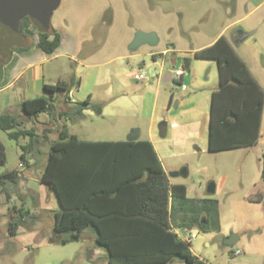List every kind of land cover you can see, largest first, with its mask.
<instances>
[{
	"label": "rangeland",
	"instance_id": "374dc122",
	"mask_svg": "<svg viewBox=\"0 0 264 264\" xmlns=\"http://www.w3.org/2000/svg\"><path fill=\"white\" fill-rule=\"evenodd\" d=\"M235 21L239 25L227 29V34L237 29L252 32L237 47L264 86V0L60 1L52 12L50 22L55 30L65 35L63 49L67 52L50 61L46 65L47 70L67 80L75 95L91 90L94 99L102 104L103 113L89 110L78 122L58 121L56 115L41 113L35 123H29L27 114L20 108L16 110L18 118L24 121L20 128L36 126L37 131L42 133L48 127L51 132L47 136L42 133L35 140V147L40 141V159L30 170L33 176L29 184L22 186L19 182L7 181L0 195V264H109L107 249L97 243L93 227H87L80 240L68 243L58 242L52 239V233H47V229L54 224L52 213L60 208V204L56 192L47 183L41 185L37 176L43 172L51 143L58 138L59 129L65 122L72 131L83 136L127 139L126 130L130 124L141 123L145 127L147 120L140 116L141 103L128 94L126 88L120 96L118 91L136 81L133 72L144 68L139 66L143 61L145 66L155 67L159 74L160 60H153L146 53L150 50L162 51L171 47V42L178 49L204 45ZM138 30H153L158 42L155 45L143 43L130 49L133 40L129 42V39L131 36L134 39ZM32 31L30 42L25 45L27 48L38 39V32L35 29ZM255 43L262 50L260 57L256 52L258 48L253 45ZM130 53L144 55L130 58ZM175 69L176 65L171 61L165 62V73ZM74 79H81L80 88L72 86ZM66 94L65 91H57L55 98H64ZM117 98L121 101L119 107L114 106ZM0 139L7 152L6 162L0 164L1 173L19 166L22 146L30 142V137L12 138L8 131L0 128ZM263 151L264 110L257 144L190 154L177 160V165L187 163L189 167L188 171L184 170V166L178 167V181L187 185L190 198L197 201L217 198L220 201L221 230H200L191 240L192 250L209 263L264 264V200L255 201L246 197L249 191L264 189L261 177ZM165 165L170 167L167 160ZM211 182L216 185L214 193L208 192ZM6 194H10L9 201L5 198ZM14 205L27 215L16 234L11 233V223L16 216ZM33 223H37L36 229L29 230L28 225ZM235 235L239 238L229 243ZM238 249L242 252L234 254ZM177 260L180 259L176 257L173 261Z\"/></svg>",
	"mask_w": 264,
	"mask_h": 264
},
{
	"label": "trees",
	"instance_id": "16d2710c",
	"mask_svg": "<svg viewBox=\"0 0 264 264\" xmlns=\"http://www.w3.org/2000/svg\"><path fill=\"white\" fill-rule=\"evenodd\" d=\"M20 26L28 36L35 29L38 45L47 53L54 52L61 43V33L53 26L49 32H42L29 16L21 20ZM25 49L28 48L14 46L11 55ZM195 56L216 59L219 64L221 88L213 96L209 149L222 151L256 144L264 88L224 35L197 50ZM10 57L0 64L1 68ZM185 64L189 66V58ZM71 89L64 81L45 84V94L24 100L23 110L31 117L55 115V93L65 91L69 99ZM216 95L221 98L220 106ZM86 109L99 113L103 110L102 104L89 96L73 103L71 119L83 118ZM21 125V120L9 113L0 116V128L10 137H30V142L22 146L21 157L25 159L26 151L34 147L39 135L34 128H20ZM6 160L5 145L0 140V164ZM261 161L264 180V152ZM16 173L9 171L0 178ZM41 181L56 192L61 206L55 211V231L63 235L58 242L78 241L87 227H93L97 243L107 249L109 264H211L194 254L191 241L181 238L175 228L220 231L219 200L197 201L188 196L186 184H171L149 139L84 140L63 126L58 139L51 143ZM248 198L262 201L264 193ZM17 213L11 223L12 234L27 219L22 210ZM176 257L180 260L173 261Z\"/></svg>",
	"mask_w": 264,
	"mask_h": 264
},
{
	"label": "crops",
	"instance_id": "0c3cea01",
	"mask_svg": "<svg viewBox=\"0 0 264 264\" xmlns=\"http://www.w3.org/2000/svg\"><path fill=\"white\" fill-rule=\"evenodd\" d=\"M238 25L239 23L237 21L228 24L216 36H214L206 44L201 46L190 45L186 49H178L176 44L174 42H171L172 46L167 47L162 51L150 50L146 54L148 56H151L153 60H158V59L160 60L161 65H160L159 74H157V70H155V74L153 75L150 74V70L152 67L145 66L146 63L145 61H143L142 63L139 64V66L147 68L149 74L152 77L147 76L143 80H136L134 78L136 80L135 82L132 81V83H128L127 86L121 87L118 91V95L120 96L123 94L124 88H126V92H128V94L130 95H133V97L136 98V100H138L139 103H141L140 116L142 119L147 120V125L145 127L141 123L130 124L129 127H127L126 134L131 135L133 133L134 128L138 127L139 138L149 139L153 143L158 153V156L162 161L164 169L169 176V180L171 184L183 183V182L178 181V177L180 173L178 175H171L170 170H177V172H179L178 171L179 166L180 167L184 166L183 168L186 171L189 170L187 163H181V164L179 163V165H177V160L190 154L199 155L201 153H205L206 151L219 152V151H211L209 149V136H210V128H211V120H212L213 96L214 93H219L221 88L219 64L216 59L196 57L195 52L197 50H200L202 48L214 44L222 35L226 36L227 39L230 41V43L233 45V47L236 49L237 53L247 64L252 75L264 88L261 81L253 73L252 68L249 66V64L246 62L244 57L238 51L237 46H239V44L243 43L244 41L239 40L237 34L234 32L227 34L226 31L227 29L235 28ZM246 30H250V28L249 29L247 28ZM146 31L150 32L153 30H146ZM247 32H251V31H247ZM131 40H133V36L130 37L129 42ZM158 40L159 39H157V42ZM65 43H66L65 35L61 33V43L59 47L52 53H47L43 49H41L38 45V39L34 43V45L31 46L30 48L22 51H14L12 53L10 59L3 65L0 72V116L3 113H9L18 118L16 110L18 108L23 110L22 104L24 100L35 96L44 95L45 84H56L59 81H64L68 83L67 80L61 79L60 75L56 76L54 75V72L48 71L46 66L50 61H52L59 55L67 52L63 49ZM155 44H150V45H155ZM253 45H255V47L258 48L256 52H257V56L260 57L259 54L260 55L263 54L261 48L259 47V45H257V43ZM128 55L130 58H135L138 56H143L144 54L130 53ZM187 58L190 59V64L188 67H186V73L182 76V78L178 79L173 77L172 76L173 72L165 73V62H167L168 60L171 61L172 64L176 65V69H177L180 68L183 63H185V60ZM111 60L112 58L106 60L105 63ZM151 65L152 64L150 63L149 66ZM170 80L173 81V83H167ZM73 82L76 88L81 87L80 86L81 79L78 80L74 79ZM140 82L142 84H139ZM135 84L138 86H135ZM71 92L74 94L76 102L83 101L90 96L92 101L99 103L98 99L96 100L94 99L93 92L91 90L80 93L79 95H75L73 90H71ZM65 97L56 99L54 95V99H55L54 105L56 112L55 115L57 116L56 119L58 121L69 120L70 122H74V121L78 122L80 119H71V106L75 101H72L70 98L67 99ZM220 99L221 98H219V96L217 98L216 95V104L218 106H220L221 103ZM114 106L116 107L121 106V101H119L118 98L114 100ZM89 110L92 109H86L84 111V117L86 116V113ZM263 110H264V105H263ZM101 113H103V110ZM43 114L46 115L47 113H43ZM37 118L38 117H31L28 114L26 116V120H28L29 123L30 122L35 123L36 121L35 119ZM21 122L24 123V121L22 120ZM262 122H263V114H262L260 130H259V138L261 135ZM63 125L68 128L70 133L76 134L79 138L84 140H125L126 139L125 137H120L115 139L91 138V137L83 136L76 131H72L71 127L66 122ZM24 127L34 128L36 133L39 135V137H41L42 133L44 136H47V134L51 132L50 128L48 127L43 129L42 133H39L37 131L36 126H31V127L24 126ZM61 128H63V126H61ZM37 142H38L37 147L35 146L31 147L28 149V151H26L25 159H22L21 157V161L17 168L7 169L0 173L1 176L2 174H5L6 172L9 171L17 172L13 177L0 178V195H2V192L5 189V184L7 181L19 182V184L22 186L24 185L27 186L29 184L31 177L33 176L30 173V170L34 165L39 163V159H40L39 158L40 141ZM22 153L20 154V156H22ZM27 153L29 155H27ZM49 153L47 156L45 167L48 162ZM165 160L169 162L170 164L169 168L166 167ZM174 162L176 163L174 164ZM21 164L23 165L21 166ZM172 172H176V171H172ZM42 174L43 172L41 173V175L37 176L38 177L37 179L41 183V185L44 184V182L41 181ZM261 177H262V173H261ZM259 192L264 193V189L255 192L249 191L247 192L246 197H249L251 195H256ZM5 198L7 201H9L10 194H6ZM33 198L34 200H36L35 197ZM13 207L15 208L14 211L16 213L15 214L16 216L13 219L14 221L17 217L18 209H16L17 208L16 205H14ZM57 210H54L52 213L54 217L53 226L47 229L49 230L47 231V233L50 235L52 233V239L56 241H58L63 236L62 234L57 233L55 231V211ZM36 224L37 223H33L32 226L28 225V229L35 230ZM177 229L183 230L181 228H175V230ZM191 230L197 231V233L199 232V228L197 227H194ZM194 254L196 253L194 252ZM199 258L204 259L201 256H199Z\"/></svg>",
	"mask_w": 264,
	"mask_h": 264
},
{
	"label": "water",
	"instance_id": "95a60500",
	"mask_svg": "<svg viewBox=\"0 0 264 264\" xmlns=\"http://www.w3.org/2000/svg\"><path fill=\"white\" fill-rule=\"evenodd\" d=\"M61 0H0V64L4 63L11 55L14 46H25L30 42L29 36L21 30V20L29 16L32 23L42 32L51 30V16ZM239 40L247 38L251 32L240 30ZM157 34L153 31L147 32L138 30L132 43L131 49H135L142 43L155 44ZM155 67H152L150 74H155ZM170 73V72H169ZM128 140L139 139V128H135L128 136ZM180 172H171V175H178ZM216 185L211 182L208 185V192L214 193ZM239 235L233 236L229 243L235 242Z\"/></svg>",
	"mask_w": 264,
	"mask_h": 264
},
{
	"label": "built area",
	"instance_id": "2783aa9c",
	"mask_svg": "<svg viewBox=\"0 0 264 264\" xmlns=\"http://www.w3.org/2000/svg\"><path fill=\"white\" fill-rule=\"evenodd\" d=\"M186 73V66H185V63H183L182 64V66L180 67V68H177V69H175V71H173V74H172V76L173 77H175V78H178V79H180V78H182V76L184 75ZM148 74H149V71H148V69L147 68H142V70H140V71H135L134 73H133V76H134V78L136 79V80H143V79H145L147 76H148ZM69 96H70V99L72 100V101H75L76 102V99H75V96H74V94L72 93V92H70V94H69ZM23 164H21V166H22ZM176 232H177V234L181 237V238H183L184 240H187V241H191V240H193L195 237H196V235H197V231H194V230H186V231H182V230H180V229H177V230H175ZM242 252V250H236L235 252H234V254H240Z\"/></svg>",
	"mask_w": 264,
	"mask_h": 264
},
{
	"label": "flooded vegetation",
	"instance_id": "af4514ba",
	"mask_svg": "<svg viewBox=\"0 0 264 264\" xmlns=\"http://www.w3.org/2000/svg\"><path fill=\"white\" fill-rule=\"evenodd\" d=\"M234 33H236L237 34V36H238V38H239V36H240V30L239 29H237V30H235V32ZM31 37L29 36V38L28 39H30Z\"/></svg>",
	"mask_w": 264,
	"mask_h": 264
}]
</instances>
